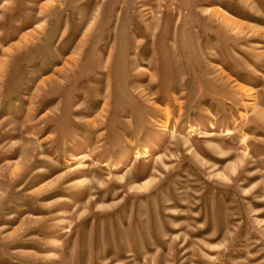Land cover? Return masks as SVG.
I'll use <instances>...</instances> for the list:
<instances>
[{"label":"rangeland","instance_id":"1","mask_svg":"<svg viewBox=\"0 0 264 264\" xmlns=\"http://www.w3.org/2000/svg\"><path fill=\"white\" fill-rule=\"evenodd\" d=\"M0 264H264V0H0Z\"/></svg>","mask_w":264,"mask_h":264}]
</instances>
